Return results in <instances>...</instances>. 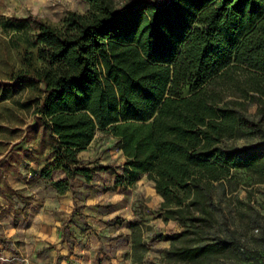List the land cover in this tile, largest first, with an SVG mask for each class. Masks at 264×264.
Masks as SVG:
<instances>
[{"label": "trees", "instance_id": "trees-1", "mask_svg": "<svg viewBox=\"0 0 264 264\" xmlns=\"http://www.w3.org/2000/svg\"><path fill=\"white\" fill-rule=\"evenodd\" d=\"M83 1L84 13L69 11L58 23L0 14V104L24 92L20 107L32 115L0 124L2 135L31 143L0 138V195L23 201L27 213L32 197L6 179L21 175V163L38 166L29 185L43 180L58 194L76 177L114 169L79 157L105 133L124 157L111 189L145 176L161 198V220L181 227L154 237L168 242L163 264L236 258L234 242L211 232L212 192L237 170L264 183V147L235 145L264 138V0ZM251 104L256 118L246 114ZM125 225L130 257L143 264L152 227L141 216Z\"/></svg>", "mask_w": 264, "mask_h": 264}, {"label": "crops", "instance_id": "crops-1", "mask_svg": "<svg viewBox=\"0 0 264 264\" xmlns=\"http://www.w3.org/2000/svg\"><path fill=\"white\" fill-rule=\"evenodd\" d=\"M92 142L79 153L82 162V155ZM17 146L28 148L31 143L23 141ZM119 159L121 162L117 165L104 164L96 158L89 163L83 162L98 161V164L112 165L114 169L98 170L89 181L76 177L73 189L65 194H58L43 180L28 184V179L38 170L34 162L21 163V175L8 173L9 185L32 198L27 213L23 214V201L13 197L10 205L0 195V264H14L20 257H26L29 264H119V261L121 264H135L130 257V231L124 224L136 219L133 210L137 197L128 198L121 192L127 193L141 178L128 189H114L117 191L113 198L116 211L107 209L105 204L111 200L114 171L118 172L124 162L122 154ZM62 177L60 172L52 175L53 179ZM138 210L151 225L146 210ZM113 219L121 222L114 225ZM66 221H70L67 226Z\"/></svg>", "mask_w": 264, "mask_h": 264}, {"label": "rangeland", "instance_id": "rangeland-1", "mask_svg": "<svg viewBox=\"0 0 264 264\" xmlns=\"http://www.w3.org/2000/svg\"><path fill=\"white\" fill-rule=\"evenodd\" d=\"M113 1L117 7H120L129 4L132 0ZM86 10L87 4L83 0H0V14L2 15L26 16L33 14L52 23H58L69 11L84 13ZM1 37L7 38L5 33L0 30ZM3 70L4 68L0 66V75L4 73ZM182 93L189 94L190 90L185 87ZM24 96V92H19L12 100L0 104L1 125L13 127L19 125L22 120L25 123L32 120L31 109L20 107V104L24 102ZM256 110L257 106L251 104L246 114L256 118ZM24 127L23 125L22 129ZM0 138L9 140L11 144L23 142L19 135L11 136L0 133ZM263 140L264 138L257 136L245 137L236 140L235 145L264 147ZM120 156L121 153L115 147V139L111 135L98 132L90 147L83 153L82 160L89 163L90 160L96 158L104 164L117 165L121 162ZM121 193L128 198L137 197L133 210L136 212V219L140 217L138 208L141 210L144 208L148 219H151V231L145 234L149 250L143 259V264H163V250L168 247V242L154 237L159 234H172L179 231L181 227L174 221L163 222L161 220L158 215L160 197L155 193L151 181L147 180L145 176H142L141 180L127 193L124 191ZM110 194L112 195L111 200L105 204L107 209L116 211L117 204L113 202V198L117 191L112 190ZM212 208L217 223L211 232L218 238L231 239L237 249L238 256L232 259H218L211 264H264V183H253L245 171L237 170L232 179L215 184L212 192ZM114 220L113 224L115 225L122 219ZM69 222H65L66 226Z\"/></svg>", "mask_w": 264, "mask_h": 264}, {"label": "built area", "instance_id": "built-area-1", "mask_svg": "<svg viewBox=\"0 0 264 264\" xmlns=\"http://www.w3.org/2000/svg\"><path fill=\"white\" fill-rule=\"evenodd\" d=\"M159 1V0H156ZM14 264H29V260L26 257H20Z\"/></svg>", "mask_w": 264, "mask_h": 264}]
</instances>
